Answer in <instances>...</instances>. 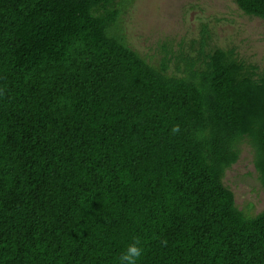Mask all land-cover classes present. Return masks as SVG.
<instances>
[{
    "label": "trees",
    "instance_id": "trees-1",
    "mask_svg": "<svg viewBox=\"0 0 264 264\" xmlns=\"http://www.w3.org/2000/svg\"><path fill=\"white\" fill-rule=\"evenodd\" d=\"M132 1L0 0V264H264V208L223 183L245 141L264 189V68L205 27L152 65Z\"/></svg>",
    "mask_w": 264,
    "mask_h": 264
},
{
    "label": "rangeland",
    "instance_id": "rangeland-1",
    "mask_svg": "<svg viewBox=\"0 0 264 264\" xmlns=\"http://www.w3.org/2000/svg\"><path fill=\"white\" fill-rule=\"evenodd\" d=\"M122 11L120 24L128 45L152 65L164 56H196L205 27V51L233 47L247 64L264 68L263 21L245 15L232 0H133ZM170 72H175L174 63ZM239 150L223 183L233 192L237 208L254 216L264 208V189L254 168L252 147L243 141Z\"/></svg>",
    "mask_w": 264,
    "mask_h": 264
},
{
    "label": "clouds",
    "instance_id": "clouds-1",
    "mask_svg": "<svg viewBox=\"0 0 264 264\" xmlns=\"http://www.w3.org/2000/svg\"><path fill=\"white\" fill-rule=\"evenodd\" d=\"M141 255V250L137 247H131L128 250V253L125 255V261H132L134 258L139 257Z\"/></svg>",
    "mask_w": 264,
    "mask_h": 264
}]
</instances>
